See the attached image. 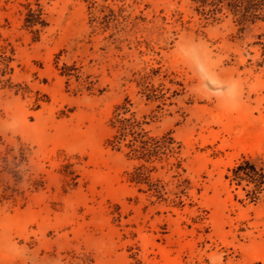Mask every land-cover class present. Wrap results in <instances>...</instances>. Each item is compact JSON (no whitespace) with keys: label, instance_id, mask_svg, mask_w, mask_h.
Returning a JSON list of instances; mask_svg holds the SVG:
<instances>
[{"label":"rangeland","instance_id":"374dc122","mask_svg":"<svg viewBox=\"0 0 264 264\" xmlns=\"http://www.w3.org/2000/svg\"><path fill=\"white\" fill-rule=\"evenodd\" d=\"M263 32L192 0H0V264H264V190L225 178L264 165ZM116 113L173 139L142 183Z\"/></svg>","mask_w":264,"mask_h":264},{"label":"trees","instance_id":"16d2710c","mask_svg":"<svg viewBox=\"0 0 264 264\" xmlns=\"http://www.w3.org/2000/svg\"><path fill=\"white\" fill-rule=\"evenodd\" d=\"M197 4V10H201L204 16L215 15L216 12H221L223 7L226 6L232 12V14L238 17V20L245 24L247 22L255 23L258 20L264 19V0H192ZM39 15L35 13L32 9L28 10L26 18V26L34 27L39 22ZM257 44L261 47L264 54V32L258 35ZM149 75L145 74L141 77L142 86H144V91L152 93L154 88L145 85V80ZM148 98H151L147 94ZM124 108L121 106L116 107V110ZM126 109V108H124ZM127 111V110H125ZM116 112V111H115ZM112 127L115 128V134L112 139L108 142L113 148L119 149L121 143L129 148L128 154L138 160L144 161L138 166L134 167L132 173H130V179L135 182L142 183L145 178L148 177V173L151 169L145 165L147 162H151L153 158L158 157L163 151L169 148L168 145L173 143L171 137L162 136H151L149 131L142 127V122L136 120L133 116L131 118H126L120 116L116 113L114 121L112 119ZM24 148V149H23ZM13 149H9L5 155L1 156V162L3 171H6L9 175L14 178V185L20 183L24 179V175L29 170H21L20 166L22 163L27 161V151L28 149L23 145L19 149L18 155H12V160H9V154ZM228 173L231 175H226V179H230L231 183H235L237 186L245 184L248 186L253 185V189L250 193L253 197H256L258 193L264 190V165L257 166L254 161L250 158H242L238 163H236L232 168L228 169ZM30 186L33 187V191H38L43 188L44 182L42 180H35L29 178ZM6 190H10L11 193L7 194ZM4 190L2 197L8 199L9 197L14 198V194H18L20 197H24V190H20L17 187H7ZM16 201V199L14 200Z\"/></svg>","mask_w":264,"mask_h":264},{"label":"clouds","instance_id":"9594fccd","mask_svg":"<svg viewBox=\"0 0 264 264\" xmlns=\"http://www.w3.org/2000/svg\"><path fill=\"white\" fill-rule=\"evenodd\" d=\"M200 70L203 71V67L202 66H200Z\"/></svg>","mask_w":264,"mask_h":264}]
</instances>
